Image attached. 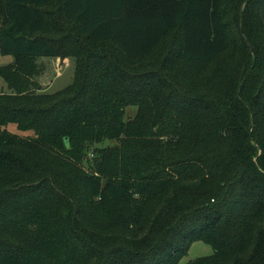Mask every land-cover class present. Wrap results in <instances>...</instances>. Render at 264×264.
Returning <instances> with one entry per match:
<instances>
[{
    "label": "trees",
    "instance_id": "1",
    "mask_svg": "<svg viewBox=\"0 0 264 264\" xmlns=\"http://www.w3.org/2000/svg\"><path fill=\"white\" fill-rule=\"evenodd\" d=\"M0 52V264H264V0H0Z\"/></svg>",
    "mask_w": 264,
    "mask_h": 264
},
{
    "label": "rangeland",
    "instance_id": "2",
    "mask_svg": "<svg viewBox=\"0 0 264 264\" xmlns=\"http://www.w3.org/2000/svg\"><path fill=\"white\" fill-rule=\"evenodd\" d=\"M67 58V59H66ZM12 61L11 54H2L0 52V64ZM36 62L40 67V73L36 76L39 83L40 91L53 92L70 84L74 70V58L58 56L38 57ZM0 90H7L5 82L0 78ZM124 117L133 116L135 106H127ZM8 129L19 134H26L27 131L16 130L14 125L9 124ZM114 140L106 139L103 142L95 143V145H111ZM212 252V247L201 240H193L190 242L188 249L184 255L179 258L178 263H184L198 256L208 255Z\"/></svg>",
    "mask_w": 264,
    "mask_h": 264
},
{
    "label": "crops",
    "instance_id": "3",
    "mask_svg": "<svg viewBox=\"0 0 264 264\" xmlns=\"http://www.w3.org/2000/svg\"><path fill=\"white\" fill-rule=\"evenodd\" d=\"M67 59V58H66Z\"/></svg>",
    "mask_w": 264,
    "mask_h": 264
}]
</instances>
